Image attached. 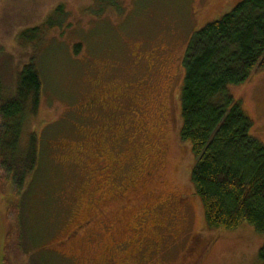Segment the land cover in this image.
Segmentation results:
<instances>
[{
	"label": "rangeland",
	"instance_id": "374dc122",
	"mask_svg": "<svg viewBox=\"0 0 264 264\" xmlns=\"http://www.w3.org/2000/svg\"><path fill=\"white\" fill-rule=\"evenodd\" d=\"M240 1L0 0L2 96L31 62L41 80L22 187L0 191L1 264H175L189 239L211 245L201 264H261L251 226L207 227L178 136L189 39ZM225 95L264 144V68Z\"/></svg>",
	"mask_w": 264,
	"mask_h": 264
},
{
	"label": "trees",
	"instance_id": "16d2710c",
	"mask_svg": "<svg viewBox=\"0 0 264 264\" xmlns=\"http://www.w3.org/2000/svg\"><path fill=\"white\" fill-rule=\"evenodd\" d=\"M182 68L178 136L194 160L190 183L205 223L225 230L247 224L264 236V144L249 135L251 121L225 95L226 86L239 85L264 68V0H242L193 33ZM2 92L0 85V191L6 182L18 194L25 175L20 135L41 95L33 63L18 75L12 98ZM8 214L11 226L13 212ZM10 244L8 236L7 251ZM258 256L264 264V244Z\"/></svg>",
	"mask_w": 264,
	"mask_h": 264
},
{
	"label": "flooded vegetation",
	"instance_id": "af4514ba",
	"mask_svg": "<svg viewBox=\"0 0 264 264\" xmlns=\"http://www.w3.org/2000/svg\"><path fill=\"white\" fill-rule=\"evenodd\" d=\"M86 222H83L84 225ZM83 225L77 227L71 234L67 236L64 240H62L60 243L56 245L57 249L53 250V253L55 254H63L61 251L62 249L67 245V243L74 239L79 231L82 229ZM198 241L193 240L191 243V240L189 239L187 243L183 244L181 250L178 252V259L176 260L175 264H201L203 261V258L207 254V252L210 250L211 245H205V246H198ZM208 247V248H207ZM174 250L173 246H168L165 253H169ZM180 254V255H179ZM61 256V255H60ZM67 257V256H64Z\"/></svg>",
	"mask_w": 264,
	"mask_h": 264
},
{
	"label": "water",
	"instance_id": "95a60500",
	"mask_svg": "<svg viewBox=\"0 0 264 264\" xmlns=\"http://www.w3.org/2000/svg\"><path fill=\"white\" fill-rule=\"evenodd\" d=\"M0 264H1V261H0Z\"/></svg>",
	"mask_w": 264,
	"mask_h": 264
}]
</instances>
